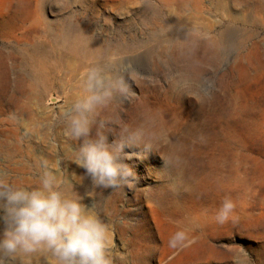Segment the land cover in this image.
<instances>
[{
  "label": "rangeland",
  "instance_id": "obj_1",
  "mask_svg": "<svg viewBox=\"0 0 264 264\" xmlns=\"http://www.w3.org/2000/svg\"><path fill=\"white\" fill-rule=\"evenodd\" d=\"M91 67L127 87L93 136L151 148L124 149L132 187L95 188L72 162L64 118ZM45 167L96 205L114 264H264V0H0V176L35 187Z\"/></svg>",
  "mask_w": 264,
  "mask_h": 264
},
{
  "label": "clouds",
  "instance_id": "obj_2",
  "mask_svg": "<svg viewBox=\"0 0 264 264\" xmlns=\"http://www.w3.org/2000/svg\"><path fill=\"white\" fill-rule=\"evenodd\" d=\"M81 87L82 94L64 118L65 134L79 142L72 162L84 170V178L95 188L134 186L136 174L124 161L140 154L124 149L143 145L150 150L142 134L129 132L119 144L109 142L108 136L99 132L93 136L97 110L117 95H125L126 85L104 69L91 67L84 73ZM234 209L232 200L225 198L216 214L217 222H227ZM186 240L187 233L178 230L169 239V246L182 247ZM110 248L111 228L96 205L85 204L47 167L35 187L16 185L0 176V264L36 252L50 254L54 264H114Z\"/></svg>",
  "mask_w": 264,
  "mask_h": 264
}]
</instances>
